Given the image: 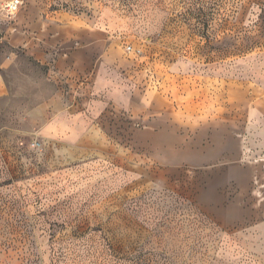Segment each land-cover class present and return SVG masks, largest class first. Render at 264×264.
Returning <instances> with one entry per match:
<instances>
[{
  "label": "rangeland",
  "instance_id": "rangeland-1",
  "mask_svg": "<svg viewBox=\"0 0 264 264\" xmlns=\"http://www.w3.org/2000/svg\"><path fill=\"white\" fill-rule=\"evenodd\" d=\"M0 264H264V0H0Z\"/></svg>",
  "mask_w": 264,
  "mask_h": 264
},
{
  "label": "built area",
  "instance_id": "built-area-1",
  "mask_svg": "<svg viewBox=\"0 0 264 264\" xmlns=\"http://www.w3.org/2000/svg\"><path fill=\"white\" fill-rule=\"evenodd\" d=\"M16 8V5L12 2L10 5H9V9H11V11H13L12 9H15Z\"/></svg>",
  "mask_w": 264,
  "mask_h": 264
}]
</instances>
